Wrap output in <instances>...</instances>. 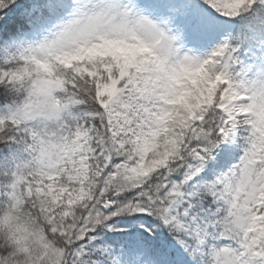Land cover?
Returning <instances> with one entry per match:
<instances>
[{"label": "snow or ice", "instance_id": "obj_1", "mask_svg": "<svg viewBox=\"0 0 264 264\" xmlns=\"http://www.w3.org/2000/svg\"><path fill=\"white\" fill-rule=\"evenodd\" d=\"M0 264H264V0H0Z\"/></svg>", "mask_w": 264, "mask_h": 264}]
</instances>
